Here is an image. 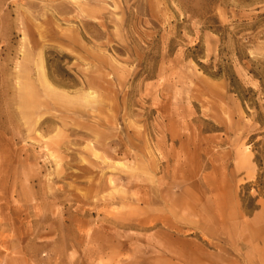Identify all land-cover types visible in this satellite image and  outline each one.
Returning a JSON list of instances; mask_svg holds the SVG:
<instances>
[{
  "label": "rangeland",
  "instance_id": "1",
  "mask_svg": "<svg viewBox=\"0 0 264 264\" xmlns=\"http://www.w3.org/2000/svg\"><path fill=\"white\" fill-rule=\"evenodd\" d=\"M0 264H264V0H0Z\"/></svg>",
  "mask_w": 264,
  "mask_h": 264
},
{
  "label": "bare ground",
  "instance_id": "2",
  "mask_svg": "<svg viewBox=\"0 0 264 264\" xmlns=\"http://www.w3.org/2000/svg\"><path fill=\"white\" fill-rule=\"evenodd\" d=\"M216 202H217V200L214 201V203H216Z\"/></svg>",
  "mask_w": 264,
  "mask_h": 264
}]
</instances>
